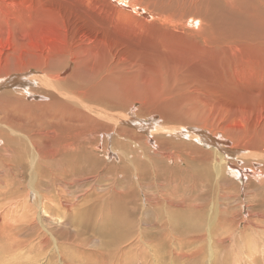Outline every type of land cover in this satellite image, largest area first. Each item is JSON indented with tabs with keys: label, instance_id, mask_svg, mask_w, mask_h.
<instances>
[{
	"label": "bare ground",
	"instance_id": "obj_1",
	"mask_svg": "<svg viewBox=\"0 0 264 264\" xmlns=\"http://www.w3.org/2000/svg\"><path fill=\"white\" fill-rule=\"evenodd\" d=\"M0 264H264V0H0Z\"/></svg>",
	"mask_w": 264,
	"mask_h": 264
},
{
	"label": "rangeland",
	"instance_id": "obj_2",
	"mask_svg": "<svg viewBox=\"0 0 264 264\" xmlns=\"http://www.w3.org/2000/svg\"><path fill=\"white\" fill-rule=\"evenodd\" d=\"M112 159H114L113 158V156H110V157H108L107 158V160H112ZM28 190H29V188H28ZM28 194H29V196L32 198L33 197V194H32V192H28ZM143 202V201H142ZM246 209V208H245ZM246 214V212L245 211H242L241 212V215H240V218H242V220H245V218H247V215H245ZM243 224V223H242ZM241 224V225H242ZM75 232H76V234L80 237V238H82V239H84V240H88V238L90 237V235H91V230H90V228H88V227H81V226H77V225H75ZM92 236H93V231H92ZM104 238H106L105 236H103ZM92 247H98V245L96 244V241H95V239H93L92 240Z\"/></svg>",
	"mask_w": 264,
	"mask_h": 264
}]
</instances>
